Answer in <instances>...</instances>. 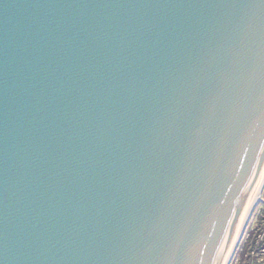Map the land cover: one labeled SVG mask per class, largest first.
<instances>
[{
  "label": "water",
  "instance_id": "water-1",
  "mask_svg": "<svg viewBox=\"0 0 264 264\" xmlns=\"http://www.w3.org/2000/svg\"><path fill=\"white\" fill-rule=\"evenodd\" d=\"M264 174V0H0V264H224Z\"/></svg>",
  "mask_w": 264,
  "mask_h": 264
},
{
  "label": "rangeland",
  "instance_id": "rangeland-1",
  "mask_svg": "<svg viewBox=\"0 0 264 264\" xmlns=\"http://www.w3.org/2000/svg\"><path fill=\"white\" fill-rule=\"evenodd\" d=\"M249 234L253 235V250L247 252L242 259L241 251L247 245ZM231 264H264V191L261 201L249 220Z\"/></svg>",
  "mask_w": 264,
  "mask_h": 264
},
{
  "label": "bare ground",
  "instance_id": "bare-ground-1",
  "mask_svg": "<svg viewBox=\"0 0 264 264\" xmlns=\"http://www.w3.org/2000/svg\"><path fill=\"white\" fill-rule=\"evenodd\" d=\"M263 191H264V174L262 176V180L258 186V189L253 197V200L250 204V206H248V209H247V212H246V217L241 225V228L240 230H238V234L232 244V246L230 247L228 253H227V259L225 261L224 264H231L232 263V260H233V257L236 253V250L244 236V233L247 229V226H248V223H249V220L253 214V212L255 211L257 205L259 204V202L261 201L262 199V194H263Z\"/></svg>",
  "mask_w": 264,
  "mask_h": 264
},
{
  "label": "trees",
  "instance_id": "trees-1",
  "mask_svg": "<svg viewBox=\"0 0 264 264\" xmlns=\"http://www.w3.org/2000/svg\"><path fill=\"white\" fill-rule=\"evenodd\" d=\"M252 243H253V235L249 234V239L247 240V245L241 251L242 259L244 258L245 254L247 252H252V250H253Z\"/></svg>",
  "mask_w": 264,
  "mask_h": 264
}]
</instances>
